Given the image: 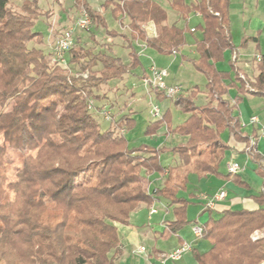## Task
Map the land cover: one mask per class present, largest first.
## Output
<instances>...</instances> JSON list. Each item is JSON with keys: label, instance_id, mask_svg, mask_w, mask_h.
<instances>
[{"label": "trees", "instance_id": "1", "mask_svg": "<svg viewBox=\"0 0 264 264\" xmlns=\"http://www.w3.org/2000/svg\"><path fill=\"white\" fill-rule=\"evenodd\" d=\"M96 1L108 8L119 25L127 24L128 36L121 38L131 58L128 65L107 51L95 53L77 35L75 47L66 55L68 69L51 63V53L45 54L40 47L41 34L33 31L36 1L24 0L15 11L11 0H0V264H117L122 253L117 225H128L133 211L157 199L174 207V221L166 228L176 234L190 224L185 216L187 202L177 196L186 189L189 169L221 177L220 164L227 149L224 134L245 143V150L249 148L234 114L239 98H226L230 78L216 68L224 52L235 49L229 0H163L183 23L190 15L201 19L195 28L201 36L193 44L198 58L192 66L206 79L207 100L196 105L195 89L179 95L182 123L172 127L165 109L161 119L151 120L145 129V135L153 136L164 127L165 136L185 137V143L136 149H130L125 139L133 124L128 115L109 123L105 130L100 128L96 115L104 108L100 103L105 94L99 95L98 90L140 66L134 40L168 56L186 45L187 29L176 22L168 24L167 12L158 0ZM75 8H80L79 14L85 9L91 18L89 41L94 40L98 26L107 31L103 15L86 0L75 2ZM147 23L154 25L152 37L144 30ZM250 40L244 39L241 46ZM232 68L238 93L246 94L237 69ZM256 69L258 75L249 84L252 94L264 96V56ZM82 73H87L86 78ZM155 98L166 100L161 93H155ZM90 100L93 110L87 109ZM43 102L47 105L40 108ZM38 116L43 119L40 126L36 125ZM253 148L249 153L264 179L262 160ZM7 149L15 152L19 164L11 179ZM163 154L175 156L179 166L168 168L163 186L149 191L147 177L162 175L167 168ZM224 177L245 187L238 175ZM253 201V209H227L218 217L212 216L214 209L209 210L208 220L201 225V239L209 243V249L191 250L196 264L264 261V239L250 240L253 231L264 230V183Z\"/></svg>", "mask_w": 264, "mask_h": 264}, {"label": "rangeland", "instance_id": "2", "mask_svg": "<svg viewBox=\"0 0 264 264\" xmlns=\"http://www.w3.org/2000/svg\"><path fill=\"white\" fill-rule=\"evenodd\" d=\"M23 1L24 0H11L12 8L15 11H18V8ZM34 1H36L38 5V11H36L33 31L41 34L43 45L40 47L45 54H49L51 53V47L54 44L55 40L59 36H61L63 31H65L69 27H72L75 19L79 16L78 10L80 8H77L76 10L75 2L79 5L81 3V0H75V2L74 0ZM86 1L91 6L92 10L98 11L103 15L104 21L108 28V32L98 26V28L96 29V36L93 41H89L87 39L89 32H76L75 37H81L85 41L84 44H88L93 47L95 53L107 51V54L110 53L115 57H119L123 64L128 65L131 58L128 56L127 51L123 50L120 47H117V45L125 43L121 38V35L128 36V29L125 28L127 24L119 25L118 21H116L108 11V8L103 9L99 1ZM158 4L166 10L168 24L179 21V23L177 24H179L181 27H184V30L186 28V31H188L190 28H196L201 24V19L193 15H190L188 17L187 23H183L178 19L177 15H175L170 10L168 4L165 1L158 0ZM228 14L232 44L233 46H235V48H238L236 62L239 67L244 68L245 62L249 61L250 65V61H252L254 59V56L257 54L254 48V42L248 43L246 47L247 49L245 50L240 47L244 39L250 40L251 38L257 36L259 52L264 53V0H229ZM144 27L152 28L150 23H147ZM258 27L261 29V33L259 35H256V29ZM113 30H115L116 32ZM186 31V45L181 48L179 52L165 56L157 53L150 48H146L142 55L138 56V61L140 64L138 68L132 70L130 74H124L119 80H115L105 86H101L98 90L99 95L105 94V97L104 99H102L100 105H103L104 109H108L110 111L112 119H118L123 115H128L133 119L131 130H129L125 134V139L128 142V147L130 149H136L142 145L154 148H170L172 144L174 146V143L176 142L173 141V137H175V139L177 138L181 140V137H178L176 135L172 136V134L167 135L169 136L167 139L166 136L162 135L165 130L164 127L160 129L155 136L145 135V129L147 125L149 124V122H151V120H155L150 116L151 105L158 106L162 111H164L165 109H167L164 107L168 102V109L171 115L172 127L181 124L184 118L183 114L180 111L182 104L177 100L174 102L166 100L165 103V100L160 101L153 95L152 98L149 99L140 82L143 77L141 74V68L144 70H148L150 64L153 62V64L157 68L163 69L167 72V78L165 79V82L168 86H179L182 91L180 95H184L185 93L187 94L190 90L195 89L196 91H198V94L194 101L196 105L204 104V102H206L207 100L205 96L206 79L192 66V62L197 61L198 57L191 46L194 44L195 40L200 39L201 35L199 31H197L195 34H190ZM136 41L139 44L142 43L138 40H134L133 43L136 44ZM35 43L36 41L33 42V44ZM133 47L136 53H139V51L141 50L138 46L134 45ZM182 57H185V60ZM233 65L235 66L233 53L231 50H227L224 52L222 60L216 63V68L219 71L226 72L229 75L231 86L228 88L226 98L230 101L239 98V102L235 108V112L236 114H238L240 111V113L244 114L245 117V107L243 104H241L242 99L240 98L242 96L238 93V84L235 80V71L232 68ZM245 72L250 78L253 76V74H255L254 72L252 73L251 69H245ZM238 77L240 78L239 74ZM243 77L245 80H242L240 78V81L243 83L245 90L247 91V93H253V89L249 84L250 79L246 75H243ZM249 101H252V104L255 106H261L264 103L263 99L255 96H252ZM46 105L47 102H43L40 104V108L45 107ZM96 118L102 130H105L109 127V124L105 122V120L100 115H96ZM42 124L43 119L41 116H38L36 119V125L40 126ZM223 140H226L225 136H223ZM261 141V145H263L264 139ZM232 144L233 143L231 142L228 143L229 149H227V152L224 155L223 162L220 166V171L226 174L224 168V164L226 162L237 163L240 168H244V171H240V175L242 176L243 180L247 182V186H249L248 188L250 189L232 182L231 186L226 187L228 197L230 199H233L239 196L248 197V195L257 194L264 183V179L260 177L257 172L256 164L248 155H246V153H233L234 147ZM161 156L162 163L171 164L170 157H167L164 154ZM5 161L10 167L11 171L9 173V179H11L13 171L19 166L16 160L15 152L7 149ZM160 176L161 175L154 173L151 174V176L149 175L147 178L153 186H157L156 179L160 178ZM192 177V175L189 176V183H187V193L188 191H196L197 193L194 194L198 196V192L200 191L198 187L194 189L195 187L192 186V184H194ZM185 192L186 191L181 192V195L183 194L184 197L188 198V219L195 221L196 215L203 211V207L199 206L198 201L189 199L188 194ZM253 206V202L250 201L247 205H241L240 209H250ZM148 212L149 210L146 211L144 207L136 209L130 214L129 217L130 230L127 231L125 229H122L121 227H119V229L117 230L118 236L122 238L125 245L123 254L119 259H116L117 264H148V261L145 258L149 254H151L152 249L161 248L165 250L164 253H168L181 245L178 244L173 249L167 250L169 246L166 243L162 241L156 242L154 233L155 231L157 233L160 230L158 227V218L161 216V212L158 215H154L150 219L148 218ZM218 215L219 214H215L213 217H218ZM208 218L209 214L204 213L197 220L198 225L204 224L208 220ZM145 226H148V233L144 236L140 234L138 235L137 239L133 240L134 234L132 233V231L136 229L137 232L139 231V233H141L142 231H145L144 229H147L144 228ZM124 231L125 233L124 235H122V232ZM179 232H182V234L180 235L183 238L182 243L191 245L193 240L195 239L192 231V226L190 227L188 225L182 228ZM256 233L258 235L257 240L264 239V230H255L250 235V240L252 242L257 241L252 240V237H254ZM136 244H139L145 248V255L141 256L134 253ZM201 246L203 245H198L196 251L200 252L202 249ZM186 259H188L189 261H193L191 251L183 255L180 260L168 262L167 264H189L187 263ZM150 262L153 264H157L155 260Z\"/></svg>", "mask_w": 264, "mask_h": 264}, {"label": "crops", "instance_id": "3", "mask_svg": "<svg viewBox=\"0 0 264 264\" xmlns=\"http://www.w3.org/2000/svg\"><path fill=\"white\" fill-rule=\"evenodd\" d=\"M188 1H190V0H186V2H188ZM180 21H182V20H180ZM176 23H179V21H177ZM188 33L195 34L196 31L193 32V33H191L189 31ZM256 33H257L256 35H259L261 33V29L259 27L256 29ZM250 42H254L255 43L254 48H255V51L257 53L255 56H264V53L259 52V44H258L257 36L251 38V41H249L248 43H250ZM248 43L246 44V46L242 47L240 45V47L245 50V49H247L246 47H247ZM125 44L126 43L119 44V45H117V47H120L123 50L127 51L125 49ZM132 45L133 46L134 45L136 46L135 43H133ZM191 47L194 49V46L193 45ZM232 53H236V55H237L238 54V48H235L234 50H232ZM136 54H137V56H141L142 55V54H140V51H139V53H136ZM236 61H237V58H236ZM236 61L234 62L235 63V68L237 69L238 74L240 76H243V75L245 76L246 75L250 80H253L258 75V71L256 69V61L254 59L252 61H250V65L251 66L249 65V61H246L245 64H244V68L239 67L237 65V62ZM245 69H251L252 70V73L254 72L255 74H253V76L250 78L247 75V73L245 72ZM146 73H147V70H144V69L141 68V74H142V76L144 74H146ZM241 96H242L240 98V99H242V103L241 104H243L244 107H245V110H244L245 111V117H244V114L240 113V111H239L238 114H236V112L234 111V114L237 116V119H238V121L240 123L241 136L246 137L248 139L252 137L254 139V148H253V151L252 152H254L255 154H257L261 158L262 164H261L260 167H262V169L264 170V144L261 145V142H262L261 140L264 139V103L261 106H255V105L252 104V101H249V99H251L252 96L259 97V98H261L263 100H264V96H258V95L252 94V93L242 94ZM164 102L166 103V100ZM168 106L169 105H168V102H167L164 108H167L168 109ZM251 117H256L257 123L251 124L250 123V118ZM116 120H118V119L117 118H115V120L113 119L112 123H114V121H116ZM164 133H165V130H164V132H163L162 135H164ZM172 136H174V135H172ZM223 136L226 137V140H224V141L225 142L227 141L226 142L227 149H229L228 143L229 142L233 143L232 144L233 147H234L233 153H235V152L236 153H240V152L241 153H246V155H248L252 159V161L256 164V167L258 168V164L253 160L252 154L249 153L247 150H245V143H243V142L242 143L237 142L234 139H228L227 136H226V134H224ZM168 137L169 136H166L167 139H168ZM173 138H174L173 141H176L174 143V146H176L178 144H183L186 141V138L185 137H181V140H179L177 138L175 139V137H173ZM174 146L172 144L171 147H174ZM227 149L225 150L224 155L227 152ZM233 153H231V154H233ZM164 155L167 156V157H170L171 164H168V163L167 164H164L163 163V165L165 167H167V168L163 171V174L160 176V178H157L156 179L157 180V182H156L157 186H153L149 182V184L147 186V190H149V191H154V190L160 189L163 186V183H164V181H165V179H166V177L168 175V168H173V167L179 166V161H178V159L175 156H171L169 154H164ZM223 159H224V156H223ZM161 160H162V156H161ZM222 162H223V160H222ZM222 162H221V164H222ZM228 163H230V162H226L224 164L225 172H226V165ZM221 164H220V166H221ZM241 171H244V168H241ZM220 173H221L222 176L221 177H217V176H213V175H210V174H198L193 169H189V172L187 174L188 183H189V176L192 175L193 176L192 177V180H193V183H194V184H192V186L195 187L194 189H196V187H198L200 192H198V196L196 194H194V193H197L196 191H194V192L188 191V193H187V185L188 184H186V189L184 191H186L185 193L188 194L189 199H192L194 201L195 200L198 201L199 206L200 207H203V211L201 213H198L196 215V220L195 221L188 219V216H187L188 198L187 197H184L183 194L181 195V192H184V191L178 192L177 196L183 198L187 202L186 209H185V216H186L187 221L190 222V224H189L190 227L192 225H194V224H197L198 225L197 220L204 213H208L209 214V211L208 210L207 211L204 210L205 199L208 198V197H211L212 195H214V194H216V193H218L220 191H223L225 193V198L222 201L217 202L215 204L214 210L212 211V216H214L215 214H219L223 210H227V209L228 210H232V211L233 210H239L240 207H241V205H247L250 201L253 202V204H254V206L251 207L250 209H253V208L256 207V204L253 201V197L254 196H257L263 190V185L260 188V190L257 192V194L248 195V197L239 196V197L230 199L228 197V193L226 192V187L231 186L233 181L230 180V179H226L224 177L225 175H228L227 172L225 174V173H223V172L220 171ZM236 175H238L240 181L245 184V188H248L249 186H247L248 185L247 182H245L243 180L242 176L240 175V172L237 173ZM203 182H205V183H203ZM248 189H250V188H248ZM142 207H144L146 209V211L147 210L150 211L151 208H154L156 210V212L154 214H152V215H149V212H148V218L149 219L152 218L154 215H158L161 212L160 213L161 216L158 218V224H159L158 227H159L160 230L157 233L154 230L155 231L154 238H155V241L156 242L157 241H162V242L166 243L169 246L167 250H171L175 246H177L178 244H182L183 238L180 236L182 234V232L181 233L179 232V233H176V234H172V233L168 232V230L166 228V225L168 223L174 221V214H173V208L174 207L173 206H167V204L164 201L155 199V200H153V202L150 205L141 204L137 209H140ZM119 227H121L122 229H125L127 231L130 230L129 229L130 228L129 223L126 226L117 225V230L119 229ZM147 227L148 226H145L144 228H147ZM144 230L145 231H142L141 233H139V231L137 232L136 229L133 230L132 231V233L134 234L133 240L134 239H137L138 235H140V234H142L143 236L146 235L148 233V230L149 229L147 228V229H144ZM124 233H125V231L122 232V235H124ZM119 240H120V248H121V251H122V253H121V255H122L123 252H124V249H125V245L123 243L122 238L119 237ZM198 245H203V246H201L202 249H201L200 253H203V252H205V251H207L209 249V243L208 242L203 241L201 238H198V239L195 238L193 240L192 244H191V246H193L192 250H196L198 248L197 247ZM139 246H141V245L136 244L135 249L137 247H139ZM164 251L165 250L164 249H161V248L160 249H157V248L155 249L154 248V249H152L151 254H149L145 259L147 261L148 260L149 261H154V260L156 261V259L159 257V255L164 254ZM120 257H118L117 259H119ZM186 261L189 264H192V263L193 264H196L194 262V260L193 261L192 260L189 261L188 259H186Z\"/></svg>", "mask_w": 264, "mask_h": 264}, {"label": "built area", "instance_id": "4", "mask_svg": "<svg viewBox=\"0 0 264 264\" xmlns=\"http://www.w3.org/2000/svg\"><path fill=\"white\" fill-rule=\"evenodd\" d=\"M193 16L199 17L198 14H195ZM152 28H145L146 35L149 37H152L155 35V28L152 23H150ZM149 27V25H148ZM92 28V22L91 18L88 14V12L85 9H82L79 16L75 19V22L72 27L67 28L61 36H59L54 44L51 47V55H50V61L53 64H56L58 66H61L65 69H68L67 65V59L66 55L67 53L75 47V34L76 32H89ZM127 28V26H125ZM122 29V27H121ZM189 31L191 33L195 32V28H190ZM136 46H138L140 50V54L143 53V51L146 49V45L144 43L139 44L136 41ZM262 56H255L254 60L256 62H259L261 60ZM237 55L236 53H233V60L236 61ZM87 73H82L80 76L83 78H86ZM167 78V72L163 69L157 68L153 62L150 64L147 73L143 75L142 79L140 80L145 93L149 97V99L152 98V95L155 97V93H161L164 99L174 102L177 100L178 96L181 94V89L179 86H168L165 82V79ZM242 80H245L243 76H240ZM88 110H93V102L90 100L87 104ZM99 115L105 120L107 123H112L113 119L111 117V113L108 109H101L99 111ZM150 116L155 119L159 120L162 117V111L158 106L151 105L150 110ZM250 123L255 124L257 123L256 117L250 118ZM119 133L121 135L125 134L124 129H119ZM254 146V139L251 137L249 138V148L247 149L248 152H250L251 148ZM241 171L240 166L237 163H228L226 165V172L229 175H236ZM225 198V193L223 191H220L211 197H208L205 199L204 203V210H213L215 207V204L217 202L222 201ZM156 212L154 208H151L149 211V215H152ZM192 231L193 235L196 239L201 238V225L194 224L192 225ZM258 235L255 234L254 237H252V240H257ZM192 250V246L190 244L182 243L172 251L168 253H164L159 255V257L156 259L157 264H167L168 262H174L178 261L182 258L183 255L190 252ZM137 255H145L146 251L143 246H139L134 251ZM148 264H153L148 260ZM258 264H264V261L259 262Z\"/></svg>", "mask_w": 264, "mask_h": 264}]
</instances>
